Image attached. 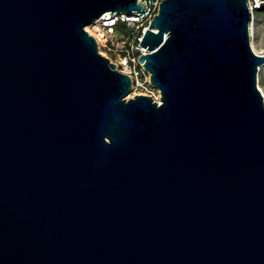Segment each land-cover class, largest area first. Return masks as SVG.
Returning a JSON list of instances; mask_svg holds the SVG:
<instances>
[{
  "label": "water",
  "instance_id": "1",
  "mask_svg": "<svg viewBox=\"0 0 264 264\" xmlns=\"http://www.w3.org/2000/svg\"><path fill=\"white\" fill-rule=\"evenodd\" d=\"M247 5L159 4L138 59L157 105L84 31L142 3L0 0V264H264Z\"/></svg>",
  "mask_w": 264,
  "mask_h": 264
},
{
  "label": "built area",
  "instance_id": "2",
  "mask_svg": "<svg viewBox=\"0 0 264 264\" xmlns=\"http://www.w3.org/2000/svg\"><path fill=\"white\" fill-rule=\"evenodd\" d=\"M162 1L137 0L144 5L142 10L112 13V16L110 12H106L84 28L94 38L98 54L108 59L119 73L130 79L131 91L128 97H150L157 105L161 103L160 91L150 84V73L144 70L143 63L140 64L138 59L141 55L150 53L139 46V43ZM261 3L262 0H246L250 15L253 11L260 10ZM263 53L264 51L258 54Z\"/></svg>",
  "mask_w": 264,
  "mask_h": 264
},
{
  "label": "rangeland",
  "instance_id": "3",
  "mask_svg": "<svg viewBox=\"0 0 264 264\" xmlns=\"http://www.w3.org/2000/svg\"><path fill=\"white\" fill-rule=\"evenodd\" d=\"M261 6L260 10H255L250 15L248 26L250 46L255 53L264 51V0H262ZM256 86L258 89L260 87L264 92V66L258 69Z\"/></svg>",
  "mask_w": 264,
  "mask_h": 264
},
{
  "label": "bare ground",
  "instance_id": "4",
  "mask_svg": "<svg viewBox=\"0 0 264 264\" xmlns=\"http://www.w3.org/2000/svg\"><path fill=\"white\" fill-rule=\"evenodd\" d=\"M259 87V86H258ZM259 89H260V91H261V93H262V95H263V98H264V92L262 91V89L259 87Z\"/></svg>",
  "mask_w": 264,
  "mask_h": 264
},
{
  "label": "trees",
  "instance_id": "5",
  "mask_svg": "<svg viewBox=\"0 0 264 264\" xmlns=\"http://www.w3.org/2000/svg\"><path fill=\"white\" fill-rule=\"evenodd\" d=\"M262 7V6H261Z\"/></svg>",
  "mask_w": 264,
  "mask_h": 264
}]
</instances>
